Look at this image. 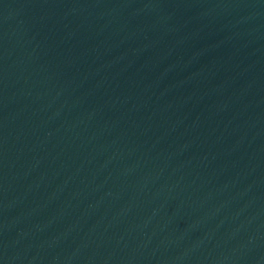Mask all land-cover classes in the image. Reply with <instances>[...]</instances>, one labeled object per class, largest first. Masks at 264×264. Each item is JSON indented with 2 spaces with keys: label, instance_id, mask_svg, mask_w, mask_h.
Wrapping results in <instances>:
<instances>
[{
  "label": "water",
  "instance_id": "water-1",
  "mask_svg": "<svg viewBox=\"0 0 264 264\" xmlns=\"http://www.w3.org/2000/svg\"><path fill=\"white\" fill-rule=\"evenodd\" d=\"M0 264H264V0H0Z\"/></svg>",
  "mask_w": 264,
  "mask_h": 264
}]
</instances>
